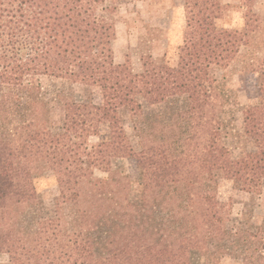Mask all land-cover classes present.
Returning <instances> with one entry per match:
<instances>
[{
  "label": "trees",
  "instance_id": "16d2710c",
  "mask_svg": "<svg viewBox=\"0 0 264 264\" xmlns=\"http://www.w3.org/2000/svg\"><path fill=\"white\" fill-rule=\"evenodd\" d=\"M254 1L240 0V29L219 33L229 4L200 0L175 62L145 54L135 72L129 61H114L116 0H0V252L7 264H218L224 255L264 264V219L232 216L217 196L220 178L247 192L264 187V66L256 69V100L242 111L252 146L235 156L222 142L225 95L214 76L258 28ZM41 76L68 83L56 129ZM74 83L99 87L101 101L76 100ZM102 127L106 135L90 142ZM127 158L136 162V191ZM43 170L57 185L50 208L35 186Z\"/></svg>",
  "mask_w": 264,
  "mask_h": 264
},
{
  "label": "rangeland",
  "instance_id": "374dc122",
  "mask_svg": "<svg viewBox=\"0 0 264 264\" xmlns=\"http://www.w3.org/2000/svg\"><path fill=\"white\" fill-rule=\"evenodd\" d=\"M114 13L116 37L112 43L114 61H129L133 71L141 70L142 56L150 54L155 62H175L177 47L189 39L193 18V6L200 0H116ZM229 4L226 15L218 21V32L225 29H240L243 23L240 0H222ZM254 9L259 16V26L249 39L239 46L234 59L226 68L215 69L214 76L224 93L222 142L227 145L232 156L245 148H251L249 138L242 134L243 108L256 100L257 71L264 66V0H255ZM43 98L48 111L49 125L56 129L62 119V90L68 89V83L60 78L41 76ZM74 98L79 101H101V92L97 86L72 85ZM127 134L134 147H139V138L130 120L125 124ZM105 127L98 136L90 137L95 142L106 135ZM133 189L137 186V167L133 158L124 160ZM103 177L105 173L96 171ZM38 195L46 207L50 208L57 195V185L51 170H43L35 177ZM218 199L230 210L232 216L246 217L251 223L264 219V187L259 193L247 192L234 186L230 180L220 178L217 190ZM100 219V216L96 214ZM99 223V222H98ZM99 243H105L100 230ZM7 255L0 252V264H7ZM212 264V263H207ZM218 264H240V261L228 255L219 259Z\"/></svg>",
  "mask_w": 264,
  "mask_h": 264
}]
</instances>
